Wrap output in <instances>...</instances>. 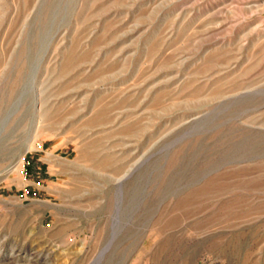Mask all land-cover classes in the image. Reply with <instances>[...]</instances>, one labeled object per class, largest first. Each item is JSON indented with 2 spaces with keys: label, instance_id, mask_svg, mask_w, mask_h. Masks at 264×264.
Segmentation results:
<instances>
[{
  "label": "rangeland",
  "instance_id": "rangeland-1",
  "mask_svg": "<svg viewBox=\"0 0 264 264\" xmlns=\"http://www.w3.org/2000/svg\"><path fill=\"white\" fill-rule=\"evenodd\" d=\"M0 264H264V0H0Z\"/></svg>",
  "mask_w": 264,
  "mask_h": 264
}]
</instances>
